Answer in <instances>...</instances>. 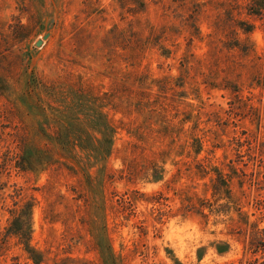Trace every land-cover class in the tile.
Instances as JSON below:
<instances>
[{"label":"rangeland","instance_id":"374dc122","mask_svg":"<svg viewBox=\"0 0 264 264\" xmlns=\"http://www.w3.org/2000/svg\"><path fill=\"white\" fill-rule=\"evenodd\" d=\"M262 230L264 0H0V264H264Z\"/></svg>","mask_w":264,"mask_h":264},{"label":"trees","instance_id":"16d2710c","mask_svg":"<svg viewBox=\"0 0 264 264\" xmlns=\"http://www.w3.org/2000/svg\"><path fill=\"white\" fill-rule=\"evenodd\" d=\"M30 210H31V208L29 207V209L27 210V211H29V213H28L29 215H30ZM21 211H26V208H23ZM23 219H24L23 214L22 215L19 214L18 217H16L14 219V225H16V227L13 230V233H12L13 235L18 236V237L23 236V233H22L23 231H22V227L21 226L23 224H27L28 223V221H27V223H23V221H24ZM27 220H29V218ZM262 233L264 234V230H262ZM33 260H34V262L36 264H39L38 261H36L35 259H33Z\"/></svg>","mask_w":264,"mask_h":264},{"label":"water","instance_id":"95a60500","mask_svg":"<svg viewBox=\"0 0 264 264\" xmlns=\"http://www.w3.org/2000/svg\"><path fill=\"white\" fill-rule=\"evenodd\" d=\"M48 37H49V33H46L41 40H38L36 42V44H35L36 47H40L42 45L43 41L47 40Z\"/></svg>","mask_w":264,"mask_h":264}]
</instances>
